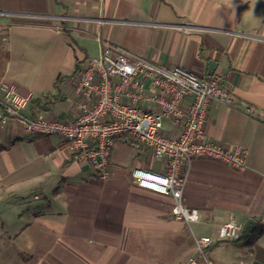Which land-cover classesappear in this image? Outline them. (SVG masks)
Masks as SVG:
<instances>
[{"label":"crops","instance_id":"crops-1","mask_svg":"<svg viewBox=\"0 0 264 264\" xmlns=\"http://www.w3.org/2000/svg\"><path fill=\"white\" fill-rule=\"evenodd\" d=\"M101 42L158 67L219 76L234 102L211 103L206 136L246 148V168L191 162L182 201L199 221L189 229L172 217L171 196L133 182V168L164 172V163L128 135L115 139L101 180L61 137L0 122V264H200L194 236L210 237L213 261L244 244L226 240L222 225L233 218L243 228L264 211V0H0V102L1 85L14 84L29 98L27 115L74 120L70 77ZM181 130L164 120L169 136ZM250 246L241 264H264V234Z\"/></svg>","mask_w":264,"mask_h":264},{"label":"built area","instance_id":"built-area-1","mask_svg":"<svg viewBox=\"0 0 264 264\" xmlns=\"http://www.w3.org/2000/svg\"><path fill=\"white\" fill-rule=\"evenodd\" d=\"M219 80V76L199 78L180 66L158 67L109 42H101L98 56L91 57L70 77L77 98L74 120L27 115L29 98L19 94L14 84L3 83L0 122L16 120L26 133L61 137L69 143L74 158L89 163L101 180L111 176L109 162L115 139L128 135L132 146H146L164 163V172L133 168V182L141 189L171 196L172 217L190 229L199 221L198 210L182 201L191 162L205 158L235 171L246 168V148L225 146L206 136L211 103L229 106L234 102ZM142 101L159 109H144L139 105ZM164 120L181 126L180 133H165ZM241 230L233 218L222 225L226 240L238 239ZM194 242L196 253L205 258L210 237L194 236ZM188 263L197 261L190 257Z\"/></svg>","mask_w":264,"mask_h":264},{"label":"rangeland","instance_id":"rangeland-1","mask_svg":"<svg viewBox=\"0 0 264 264\" xmlns=\"http://www.w3.org/2000/svg\"><path fill=\"white\" fill-rule=\"evenodd\" d=\"M222 245H225V244H222ZM250 247L251 246L249 244H242V245L240 244L237 247L233 245H229L228 247H223L222 249L217 251L216 253L217 257L214 258L215 259L214 261L222 260V262L228 263V264H241L244 260L248 259L246 258L245 255H246V252L248 253ZM209 260L212 261L213 264H215L211 255L208 254L207 252L205 254V258L201 257L200 264H208Z\"/></svg>","mask_w":264,"mask_h":264},{"label":"trees","instance_id":"trees-1","mask_svg":"<svg viewBox=\"0 0 264 264\" xmlns=\"http://www.w3.org/2000/svg\"><path fill=\"white\" fill-rule=\"evenodd\" d=\"M264 234V211L260 217L245 224L240 232L238 242L252 245L261 235ZM264 255V251L258 249L257 256Z\"/></svg>","mask_w":264,"mask_h":264},{"label":"water","instance_id":"water-1","mask_svg":"<svg viewBox=\"0 0 264 264\" xmlns=\"http://www.w3.org/2000/svg\"><path fill=\"white\" fill-rule=\"evenodd\" d=\"M210 67H211V64H210Z\"/></svg>","mask_w":264,"mask_h":264}]
</instances>
